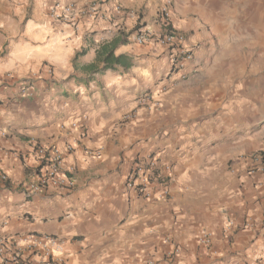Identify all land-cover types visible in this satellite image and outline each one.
<instances>
[{
    "label": "crops",
    "instance_id": "1",
    "mask_svg": "<svg viewBox=\"0 0 264 264\" xmlns=\"http://www.w3.org/2000/svg\"><path fill=\"white\" fill-rule=\"evenodd\" d=\"M93 1L29 0V11L0 0V237H57L66 264H264V169L250 159L264 155L263 118L248 121L252 105L228 85L230 61L261 31L172 17L193 52L172 68L165 46L134 41L135 19L113 0L76 25L45 11ZM103 44L126 59L84 69ZM225 59L229 77H216ZM37 146L61 152L62 187L27 192L41 171ZM148 155L157 180L140 194L125 181Z\"/></svg>",
    "mask_w": 264,
    "mask_h": 264
},
{
    "label": "built area",
    "instance_id": "2",
    "mask_svg": "<svg viewBox=\"0 0 264 264\" xmlns=\"http://www.w3.org/2000/svg\"><path fill=\"white\" fill-rule=\"evenodd\" d=\"M46 13L53 20L63 23L76 25L79 18L83 16H95L100 13V7L97 4L83 5L76 7L73 4H53L45 8ZM161 32L153 31L140 27L135 31L134 41L138 44L149 43L151 41L159 42L170 50L172 68H178L183 61H190L193 58V52L185 45V35L172 27L169 21V13L164 8L160 14ZM31 94V92H28ZM140 103L146 106L152 104L150 94H143ZM72 147L66 146V150ZM37 154L40 156L41 171L34 182L26 185L27 192L36 193L47 187H62L66 182L65 170L63 168L61 152L56 147L43 148L37 146ZM96 156L98 152H94ZM262 155L255 156L254 159H260L262 164ZM257 165L259 170L264 167ZM156 160L148 155L146 158L136 160L131 168L125 185L128 188H134L140 194H147V186L157 180ZM140 177L141 182L135 184L136 176ZM5 179V176H2ZM203 243L208 242L207 232H204L199 238ZM64 251L63 241L52 235L26 234L16 238L0 237V264H66L62 257Z\"/></svg>",
    "mask_w": 264,
    "mask_h": 264
},
{
    "label": "rangeland",
    "instance_id": "3",
    "mask_svg": "<svg viewBox=\"0 0 264 264\" xmlns=\"http://www.w3.org/2000/svg\"><path fill=\"white\" fill-rule=\"evenodd\" d=\"M31 1V0H30ZM93 1V0H92ZM108 0H94L86 5L98 4L101 8V4H105ZM112 1V0H111ZM114 5H118L124 15L133 17L135 19L134 29L142 27L139 22L142 18L150 22L154 17L160 20V14L162 9L168 11L169 21L171 23L172 17L174 19H181L184 15L192 17V19L198 21L200 24L229 26L240 29L260 30V40H255L256 46H248L245 48H238L241 50L242 56L239 58L225 59L220 65L219 69L214 71L216 77L224 74L229 77L228 68L231 62L232 70L229 82L231 89L234 87L240 88L244 96L241 97L242 102H247L250 107L248 114V121L258 117H262L260 129H258L255 135L257 140H264V0H113ZM29 0H8L7 6L15 7L19 5L25 6L24 3ZM28 5V6H27ZM25 7L31 11L30 4ZM145 20V21H146ZM143 22V24L145 23ZM172 25V24H171ZM173 27V26H172ZM174 28V27H173ZM136 29V30H137ZM175 29V28H174ZM151 30V29H150ZM177 30V29H176ZM152 31V30H151ZM249 34H254L250 32ZM186 37V36H185ZM219 47L218 49H220ZM226 48H222L221 51H225ZM217 52V51H216ZM221 53V52H217ZM214 65V63H213ZM244 68V70H243ZM230 70V68H229ZM239 71L242 74L241 78H235L234 76ZM225 77V76H224ZM236 83V85H235ZM240 84V85H239ZM236 90H231L233 93ZM234 94V93H233ZM240 105L242 103H239ZM251 130L253 127H246ZM259 128V127H258ZM262 155L260 152H256L250 155V159L254 162L255 156ZM256 162V161H255Z\"/></svg>",
    "mask_w": 264,
    "mask_h": 264
},
{
    "label": "trees",
    "instance_id": "4",
    "mask_svg": "<svg viewBox=\"0 0 264 264\" xmlns=\"http://www.w3.org/2000/svg\"><path fill=\"white\" fill-rule=\"evenodd\" d=\"M82 53H84L83 50L81 52L76 53L72 61L74 62L77 56ZM122 59H126L125 56L123 55L116 56L114 54V45H111V47H108L105 44H103L96 51V57H95L94 63H90L84 66V69L101 73L107 69L113 68L114 65L121 64ZM99 63H102L101 66H98ZM261 159H262V163L264 167V155H262Z\"/></svg>",
    "mask_w": 264,
    "mask_h": 264
}]
</instances>
